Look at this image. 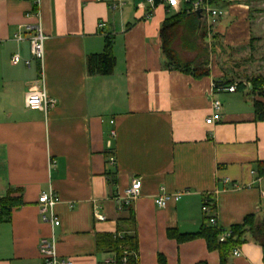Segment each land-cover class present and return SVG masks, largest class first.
I'll return each mask as SVG.
<instances>
[{"label":"crops","instance_id":"0c3cea01","mask_svg":"<svg viewBox=\"0 0 264 264\" xmlns=\"http://www.w3.org/2000/svg\"><path fill=\"white\" fill-rule=\"evenodd\" d=\"M180 3L178 10L159 3L148 15L145 0H39L46 36L39 65L28 41L13 37L30 34L24 26L36 21L27 16L33 0H0V197L13 188L22 200L0 221V264H43L42 237H54L57 260L100 264L110 254L96 248L97 233L117 227L136 233L138 264H160L158 256L166 264H219L217 250L202 237L177 242L167 230L197 231L207 194L218 228L250 213L264 216V174L257 171L264 161V119L253 109L264 97L226 69L245 57L263 60L264 0L217 1L210 31L201 14L210 74L200 79L163 65L158 31L166 17L186 7ZM198 27L175 31L172 46L182 60L196 61L200 53ZM106 34L114 40L113 71L88 75L86 58L102 52ZM40 68L45 91L56 101L47 113L24 106ZM231 77L246 87L214 88ZM213 100L221 103L220 118L206 123L215 113ZM110 155L115 165L107 162ZM135 177L140 195L120 208L117 197ZM50 188L59 196L55 226L41 219L37 202ZM163 191L184 193L160 208L153 200ZM96 210L104 220L95 218ZM237 247L239 255L229 257L233 264H264L261 246L249 236Z\"/></svg>","mask_w":264,"mask_h":264},{"label":"trees","instance_id":"16d2710c","mask_svg":"<svg viewBox=\"0 0 264 264\" xmlns=\"http://www.w3.org/2000/svg\"><path fill=\"white\" fill-rule=\"evenodd\" d=\"M195 0H186L183 2L186 7L166 17L164 22L159 28L160 47L163 56V65L170 70H178L184 74L191 75L196 79L203 78V76L209 75V59H208V47L204 42V36L206 34L205 26L200 23L199 17L195 11H189V2ZM219 0H208L212 5ZM186 25L187 29L192 32H196L198 27L199 35L197 39L201 43L196 61L182 60L177 51L173 48L172 43L176 38V29L181 25ZM210 38L214 37V33L208 32ZM113 36L106 34L104 36V44L102 52L90 53L86 58V70L88 75H104L110 74L116 64L113 53ZM264 61V51L261 55ZM235 78L226 80V82L214 83V88L220 85L223 88H228V85L232 86ZM246 80L251 86L250 92L256 96L264 97V74L252 75L246 77ZM236 88L243 89L245 84L242 81H236L234 83ZM254 113L258 120L264 119V102L259 100L253 101ZM109 157V156H108ZM108 162V158H107ZM112 168V167H111ZM114 168V167H113ZM108 171L110 184L115 183V170ZM257 171L261 175L264 174V161L260 162L257 167ZM17 189L8 188L5 195L0 197V221H6L9 219L12 210L15 207H19L22 204L21 196L16 195ZM130 205L123 207H130ZM128 223L133 225V215L130 208V214L128 217ZM231 234L223 241H219V235L222 232L221 228L217 225L211 224L208 217L203 218V223L194 231V233H179L174 229H168L167 235L174 238L177 242L194 239V237H202L207 244V248L211 250H217L219 264H233L230 261L232 250L241 245L246 240V236L252 238V240L258 243L262 249V256L264 260V216L260 217L256 214L247 215L241 223L230 226ZM96 248L113 255L117 261L116 264H138L137 261V236L135 232L129 229H115L113 232H101L96 236ZM124 259V261H123ZM157 260L160 264H166L163 257L158 256ZM102 263V262H101ZM100 263V264H101ZM195 264H207L204 261L196 262Z\"/></svg>","mask_w":264,"mask_h":264},{"label":"built area","instance_id":"2783aa9c","mask_svg":"<svg viewBox=\"0 0 264 264\" xmlns=\"http://www.w3.org/2000/svg\"><path fill=\"white\" fill-rule=\"evenodd\" d=\"M186 2V0H145V3L148 4L147 14L150 15L151 11L159 4L165 3L169 9H176L178 10L180 7V2ZM35 4L34 9L27 14L28 17L32 16L36 19L35 23L30 25H25L24 28L30 34L28 36L22 35L20 32H16L13 35L14 39L17 41L27 40L29 43V51L32 55V58L38 61L39 65L42 63L44 58V41L46 36L42 34L41 31V24L39 22V0H33ZM190 6L188 7L189 11H196L198 9H202L201 14L204 15L207 19V26L210 28L212 23L214 22L216 11L212 9L211 4L208 0H195L189 2ZM103 22L101 21L98 24V28H102ZM20 60L19 55H14L12 58L13 62H17ZM23 63L27 66H30V60H24ZM40 80L38 83L33 84L25 93L24 98V106L30 110L37 109L41 110L45 113L48 112L54 106L55 100L51 98L48 93L45 91V84L44 79L42 78V68L39 70V77ZM236 89L235 85L228 86L226 90L232 92ZM221 107L220 101L213 100L212 101V109L215 112L214 114H210L208 118H206V123H213L216 120H219L220 116L217 114L218 110ZM112 122V121H111ZM110 136H113V130L109 131ZM108 162L111 165H115V158L113 155L108 157ZM228 179L225 178L224 182H227ZM141 187V180L138 177H135L128 186L123 189L122 195L117 197L119 201V207L130 205L133 200L136 199L137 196L140 195ZM163 190V189H162ZM184 193V191H178L176 193H167L165 191L161 192L160 194L154 197V203L163 208L167 204L166 202L170 199L176 201L179 197ZM59 201V196L56 192H54L51 188L47 191H42L41 194L38 196L37 202L39 207L40 217L43 221H48L51 225H59L60 221L57 218V215L54 212V205ZM203 205L201 207L202 212L205 214V217H208V220L211 224L216 225V218L214 215L209 214L208 212L211 210V198L209 194L203 200ZM94 216L96 219L104 220V217L101 213H98L97 210L94 212ZM231 234V229L229 228H222V232L219 235V241L225 240ZM38 250L40 255L43 259V264H72L71 261L67 260H57L56 249H55V239L52 237L51 239L42 237L38 243ZM231 255L233 257H237L239 255L238 247H235ZM124 261V259H123ZM101 264H116L117 261L113 255H110L108 258L101 261Z\"/></svg>","mask_w":264,"mask_h":264},{"label":"rangeland","instance_id":"374dc122","mask_svg":"<svg viewBox=\"0 0 264 264\" xmlns=\"http://www.w3.org/2000/svg\"><path fill=\"white\" fill-rule=\"evenodd\" d=\"M206 27L207 31H210V28L207 26V23ZM256 56H258V54H256L255 57ZM238 57L241 56L239 55ZM226 69L235 73L234 75H243L246 79V77H250L252 75H258L260 73L264 74V61L261 59H253L252 57L251 59L245 57L237 62L231 61V63H226Z\"/></svg>","mask_w":264,"mask_h":264},{"label":"water","instance_id":"95a60500","mask_svg":"<svg viewBox=\"0 0 264 264\" xmlns=\"http://www.w3.org/2000/svg\"><path fill=\"white\" fill-rule=\"evenodd\" d=\"M201 12H202V9L201 8L195 11V13H196V15L198 17H201Z\"/></svg>","mask_w":264,"mask_h":264}]
</instances>
